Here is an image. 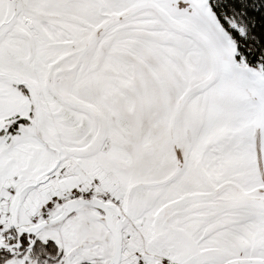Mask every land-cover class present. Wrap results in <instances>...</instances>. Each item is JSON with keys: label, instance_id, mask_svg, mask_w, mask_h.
Listing matches in <instances>:
<instances>
[{"label": "snow or ice", "instance_id": "1", "mask_svg": "<svg viewBox=\"0 0 264 264\" xmlns=\"http://www.w3.org/2000/svg\"><path fill=\"white\" fill-rule=\"evenodd\" d=\"M0 264H264V0H0Z\"/></svg>", "mask_w": 264, "mask_h": 264}]
</instances>
